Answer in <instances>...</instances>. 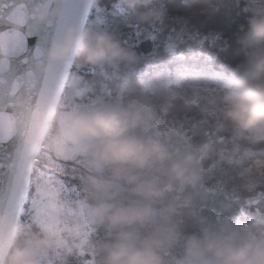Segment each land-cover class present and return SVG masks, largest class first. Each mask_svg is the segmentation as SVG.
I'll use <instances>...</instances> for the list:
<instances>
[{"label": "trees", "instance_id": "trees-1", "mask_svg": "<svg viewBox=\"0 0 264 264\" xmlns=\"http://www.w3.org/2000/svg\"><path fill=\"white\" fill-rule=\"evenodd\" d=\"M119 0H92L82 32L102 33L96 25L95 9L106 13L112 29L109 34L118 45L131 54L128 61L116 65L103 63L96 66L72 65L66 85L60 96L56 112L39 151L30 178L27 200L17 222V232L35 233L43 238L29 210V200L36 184V170L47 165L53 168L50 182L56 188L55 201L76 211L77 200L86 203L83 184L89 174L86 162L71 157L58 159L48 149V141L58 128L62 113L93 109L136 107L147 104L153 109L159 124L144 126L141 133L161 140L170 151L184 152L191 145L207 143L212 146L208 158L199 164L200 179L196 187L186 189L182 195L192 197L191 206L182 217L181 232H199L198 219L210 224L227 221L230 226L246 227L253 219H264V166L256 175V183L247 186L239 174L257 158L264 157V129L236 133L220 111L218 101L231 88L235 77L243 71L248 53L237 43V37L248 27L251 0H151L146 6L123 14H111L110 9ZM97 13V12H96ZM151 13L149 19L142 15ZM148 27L155 23L165 29H184L210 35L197 49L177 44L168 51L164 42L142 37L138 42L125 41L130 24ZM181 68L182 72L213 69L225 73L229 85L216 88V105H206L202 100L192 101L187 85L202 84L191 75L182 73L178 82L154 87L147 74H158L160 80L167 69ZM163 73V74H162ZM261 133L259 135L258 133ZM253 134L258 137H254ZM46 153L50 157H46ZM51 170V169H50ZM153 179L162 177L153 176ZM117 200L131 201L130 188L126 185L113 190ZM175 195V193H173ZM79 206V205H78ZM187 213H191L188 215ZM258 214L259 216H256ZM60 219L63 217L60 216ZM88 228L89 247H81L79 237L65 240L66 250H60L57 234L49 240V260L41 264H96L99 259L94 246L105 239L102 229ZM83 229H80L79 233ZM45 239V238H43ZM63 246V245H61ZM181 248L173 250L179 255ZM47 261V262H46Z\"/></svg>", "mask_w": 264, "mask_h": 264}, {"label": "clouds", "instance_id": "clouds-1", "mask_svg": "<svg viewBox=\"0 0 264 264\" xmlns=\"http://www.w3.org/2000/svg\"><path fill=\"white\" fill-rule=\"evenodd\" d=\"M121 3L135 11L151 0ZM45 18L37 10L36 19ZM237 43L248 49V56L218 104L233 130L244 133L264 129V11L253 12ZM131 58L106 33L70 28L47 52L50 64L71 62L77 67L116 65ZM149 124L156 126L159 120L147 104L66 112L60 119L57 133L64 149L85 161L89 171L83 184L88 219L105 234L94 246L96 264H264V219H253L242 228L223 220L210 224L198 219L199 232H181L182 217L192 201L181 193L198 184L199 164L212 146L203 143L182 153L170 151L158 138L141 133ZM122 185L130 188L134 200L115 198L113 190ZM177 246L178 256L173 254ZM47 247L48 242L35 233L0 230V264H38V253Z\"/></svg>", "mask_w": 264, "mask_h": 264}, {"label": "water", "instance_id": "water-1", "mask_svg": "<svg viewBox=\"0 0 264 264\" xmlns=\"http://www.w3.org/2000/svg\"><path fill=\"white\" fill-rule=\"evenodd\" d=\"M91 2L0 0V230L17 228L73 65L50 64L47 52L66 29L83 31ZM37 10L45 13L43 21Z\"/></svg>", "mask_w": 264, "mask_h": 264}, {"label": "rangeland", "instance_id": "rangeland-1", "mask_svg": "<svg viewBox=\"0 0 264 264\" xmlns=\"http://www.w3.org/2000/svg\"><path fill=\"white\" fill-rule=\"evenodd\" d=\"M249 9L252 12L264 11V0H251ZM127 10L126 6L121 3V0L113 5V8L109 10L111 14H125ZM97 12V13H96ZM96 25L99 31L102 33L109 34L112 26L110 22L106 19V13L101 11L96 7L95 9ZM130 30L125 36V41H131L132 43L138 42L142 37H149L150 39L162 40L168 51H173L177 44H184L188 49H197L201 43L210 37V35L199 34L198 32L184 29H172L165 32V29L160 27L155 23H150L148 27L138 26L137 23L130 24ZM248 53V49L244 48ZM182 73L191 75L193 79L202 81L200 84L187 85L190 89L189 96L192 101L202 100L206 105H212V101L215 99L214 91L218 86L229 85L231 80L225 75V73L220 71H215L213 69L208 70H195V72H182L181 68L167 69L165 75L160 80L158 74H147L146 78L153 80L152 85L154 87L167 86L171 82H178L182 78ZM163 74V73H162ZM64 115L62 113L59 117L60 119ZM57 128V129H58ZM260 131L261 129H257ZM254 132V130H253ZM261 135V133H258ZM254 137H258L253 134ZM48 149L52 150L58 159H69L73 157L72 153L66 151L63 147L62 138L56 133L50 137L48 141ZM46 157H50L49 153H46ZM264 166V157L257 158L253 163L243 169L239 174L245 179L247 186H252L256 183V175L261 172ZM34 169V167H33ZM51 169V170H50ZM53 168L47 165L39 166L36 170V177L38 183L36 184L33 196L29 200V210L32 213L33 220L36 221L37 226L41 231V235L48 242V247L41 253H38L37 260L39 261L49 260L51 255L49 254V240L53 237V234H57V245L60 250H66L67 247L64 246L65 240H74L79 237L81 247H89V234L87 233L88 228H92L90 221L87 216V206L88 204L80 202L77 200L76 211L68 210L67 205H58L55 201L56 188L52 187V180L50 182L51 174ZM33 172V170H32ZM60 216L63 219H60ZM256 216H259L256 214ZM80 229H83L80 234ZM63 245V246H61ZM47 262V261H46Z\"/></svg>", "mask_w": 264, "mask_h": 264}]
</instances>
